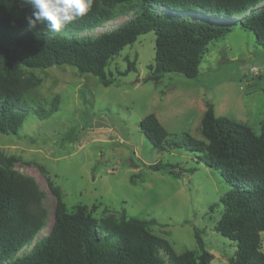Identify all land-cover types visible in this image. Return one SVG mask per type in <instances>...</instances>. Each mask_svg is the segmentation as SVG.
<instances>
[{
	"label": "trees",
	"instance_id": "trees-1",
	"mask_svg": "<svg viewBox=\"0 0 264 264\" xmlns=\"http://www.w3.org/2000/svg\"><path fill=\"white\" fill-rule=\"evenodd\" d=\"M31 12L21 0H0V134L16 135L27 119L50 115L34 95L35 83L27 73L69 66L109 86L135 71L136 59L115 75L106 67L148 32L155 35L154 59L143 83H157L166 73L197 77L208 43L236 23L264 47V0H93L89 13L59 33L41 23L29 28ZM232 15L237 18L226 24L214 19ZM118 16L128 19L97 35L85 34ZM139 129L154 149L197 152L221 171L230 187L211 209L221 208L214 230L235 244L227 264H264V118L256 134L246 124L215 115L207 103L199 122L202 140L171 137L153 114L139 122ZM174 168L167 163L149 166L178 178L182 171ZM47 185L56 198L53 221L34 241L48 220L43 193L31 178L0 164V264H210L213 255L197 230L199 251L177 253L171 242L151 232L157 225L154 218L127 216L123 210L118 216L97 217L95 204L69 209L52 182Z\"/></svg>",
	"mask_w": 264,
	"mask_h": 264
},
{
	"label": "rangeland",
	"instance_id": "rangeland-1",
	"mask_svg": "<svg viewBox=\"0 0 264 264\" xmlns=\"http://www.w3.org/2000/svg\"><path fill=\"white\" fill-rule=\"evenodd\" d=\"M21 6L29 5L21 0ZM236 16L214 19L226 24ZM126 19L118 16L85 34L97 35ZM154 40V33L148 32L124 48L106 70L115 75L136 59L135 71L106 87L69 66L27 73L35 83L34 95L50 115L27 119L16 135L0 134V164L31 178L43 193L48 220L34 241L53 221L56 198L49 180L69 209L95 204L97 217L118 216L123 210L127 216L154 218L157 225L151 232L171 242L177 253L199 251L197 230L213 255L210 264H227L235 244L214 230L221 208L211 209L230 187L221 171L205 162L210 160L199 159L197 152L154 149L139 122L153 114L171 137L186 141L188 135L199 141L200 118L209 103L215 115L246 124L258 134L264 118V47L236 23L208 43L197 77L166 73L157 83H143L153 65ZM57 99L56 106L51 105ZM157 163L182 172L175 178L149 169ZM260 235L264 252V231Z\"/></svg>",
	"mask_w": 264,
	"mask_h": 264
},
{
	"label": "clouds",
	"instance_id": "clouds-1",
	"mask_svg": "<svg viewBox=\"0 0 264 264\" xmlns=\"http://www.w3.org/2000/svg\"><path fill=\"white\" fill-rule=\"evenodd\" d=\"M32 12L26 17L29 28L44 24L51 33H59L68 24L90 12L93 0H24Z\"/></svg>",
	"mask_w": 264,
	"mask_h": 264
}]
</instances>
